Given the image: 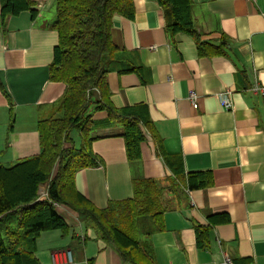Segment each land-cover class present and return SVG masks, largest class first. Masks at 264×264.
<instances>
[{"label":"crops","instance_id":"1","mask_svg":"<svg viewBox=\"0 0 264 264\" xmlns=\"http://www.w3.org/2000/svg\"><path fill=\"white\" fill-rule=\"evenodd\" d=\"M31 1L32 10L4 20L0 0V166L41 153L38 123L53 115L66 90L51 80L59 43L56 0ZM191 1L195 36L168 35L158 0H132L134 16L112 20L121 53L105 65L114 106L146 116L188 174L214 177L212 187L167 194L164 229L141 242L154 264H264V0ZM130 67L141 73L121 72ZM93 120L97 166L79 171L75 185L96 207L133 199L135 180L171 178L151 136L142 159L131 163L123 126L105 111L94 112ZM41 192L45 200V187ZM56 210L71 229L65 237L42 233V264H131L86 232L77 212L61 204ZM198 227L206 232V248Z\"/></svg>","mask_w":264,"mask_h":264},{"label":"trees","instance_id":"2","mask_svg":"<svg viewBox=\"0 0 264 264\" xmlns=\"http://www.w3.org/2000/svg\"><path fill=\"white\" fill-rule=\"evenodd\" d=\"M158 2L165 13L168 35H196L191 0ZM32 8L31 0H2V18ZM55 9L53 29L58 32L59 43L51 80L64 83L66 90L53 115L38 123L41 153L11 167L0 166V264H42L37 256L42 233L62 231L65 237L71 229L57 213L56 204L77 212L86 232L93 231L96 240L113 246L124 262L154 264L141 238L164 229L161 222L168 208L165 196L212 187L214 177L210 173L188 174L184 160L166 152L146 116L138 109H117L112 102L105 65L118 61L121 54L112 41V20L116 14L133 17L132 0H56ZM121 72L140 74L141 70L130 67ZM103 111L109 113L110 121L123 126L131 163L142 159V144L151 136L172 176L168 184L135 180L133 199L100 209L79 193L75 177L79 171L97 166L93 113ZM75 138H79L80 146ZM42 187L47 190L45 200L39 194ZM144 221L149 224L142 235ZM197 233L200 245L206 248L205 230L198 227Z\"/></svg>","mask_w":264,"mask_h":264},{"label":"built area","instance_id":"3","mask_svg":"<svg viewBox=\"0 0 264 264\" xmlns=\"http://www.w3.org/2000/svg\"><path fill=\"white\" fill-rule=\"evenodd\" d=\"M257 88V89H256ZM254 90H259V88L258 87H256ZM192 103H193V105H194V108L195 109H198V103H197V99H196V97H195V95H193L192 96ZM223 105H224V107H226L227 109H229V108H231V103L227 100V99H224V101H223ZM69 258H70V261H72V256H71V254H69ZM229 263H231L230 261H228Z\"/></svg>","mask_w":264,"mask_h":264},{"label":"rangeland","instance_id":"4","mask_svg":"<svg viewBox=\"0 0 264 264\" xmlns=\"http://www.w3.org/2000/svg\"><path fill=\"white\" fill-rule=\"evenodd\" d=\"M46 188V187H45ZM46 190V189H45ZM41 191V190H40ZM41 193H44V187H42V192ZM46 195H47V190H46ZM149 224V221H144L142 222L141 226H140V233L143 235L145 230H146V227L147 225Z\"/></svg>","mask_w":264,"mask_h":264}]
</instances>
